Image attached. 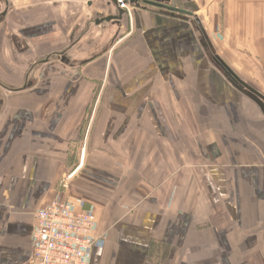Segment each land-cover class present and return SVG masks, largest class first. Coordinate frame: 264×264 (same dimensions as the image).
Returning <instances> with one entry per match:
<instances>
[{"label":"crops","instance_id":"0c3cea01","mask_svg":"<svg viewBox=\"0 0 264 264\" xmlns=\"http://www.w3.org/2000/svg\"><path fill=\"white\" fill-rule=\"evenodd\" d=\"M7 2L0 264H36L35 214L56 197L96 216L88 264H264V114L191 21L133 8L108 53L117 25L87 24L103 0ZM170 2L264 97V0ZM64 50L73 65L41 62Z\"/></svg>","mask_w":264,"mask_h":264},{"label":"built area","instance_id":"2783aa9c","mask_svg":"<svg viewBox=\"0 0 264 264\" xmlns=\"http://www.w3.org/2000/svg\"><path fill=\"white\" fill-rule=\"evenodd\" d=\"M120 7L129 11L124 0ZM96 216L75 202L56 197L35 214L31 235L32 258L36 264H88L95 235Z\"/></svg>","mask_w":264,"mask_h":264},{"label":"water","instance_id":"95a60500","mask_svg":"<svg viewBox=\"0 0 264 264\" xmlns=\"http://www.w3.org/2000/svg\"><path fill=\"white\" fill-rule=\"evenodd\" d=\"M124 3L130 6H134L136 8H147L152 11L164 13L166 15L175 16L178 18H183L186 20L191 21L193 27L195 28L196 32L199 36V41L201 42L202 46L204 47L205 51L207 52L210 60L213 62L215 67L219 69L227 80L240 92L244 93L250 99L255 101L261 108L264 114V97L253 90L250 86L242 82L233 72L232 70L226 66L213 52L210 45L206 42L205 37L201 34V31H198L196 27V22L190 18L191 12L182 8L176 7L174 5H169V0H124ZM91 2H88L90 5ZM108 4H111L115 10V13L107 14L101 17H96L88 22L94 23L95 25H100L104 22H111L115 21L114 23L118 24L122 21L124 15L126 14L125 9L120 7V3L118 0H108ZM113 43V42H112ZM56 55H52L50 57H46L45 59L41 60L43 63H49L50 65H59L61 63L65 65H73L70 61L69 57L66 54V50L55 53ZM95 56V55H94ZM51 61V62H50ZM88 61L84 60L80 62V64L86 63ZM59 63V64H58ZM32 85V81L26 82L21 88L15 90H23L29 88ZM3 97L0 93V108L3 104Z\"/></svg>","mask_w":264,"mask_h":264},{"label":"rangeland","instance_id":"374dc122","mask_svg":"<svg viewBox=\"0 0 264 264\" xmlns=\"http://www.w3.org/2000/svg\"><path fill=\"white\" fill-rule=\"evenodd\" d=\"M104 5V9L105 8H108V11H106V13H111L112 11L115 12L113 6L111 4H108V0H103V3ZM169 5H173L170 0H169ZM128 8H129V11L126 12V14L124 15V18H123V21H122V25L120 26H116L115 27V32L112 34L111 37H113L112 41L110 39L107 40V43H105L103 46H102V50L104 51H107L108 53L112 50V48H114L115 46V43L123 36L126 35L127 31H131L132 30V25H133V20H132V17H131V13H132V10L133 8H136L134 6H130L128 5ZM106 10V9H105ZM103 14H105V11H103ZM92 18L89 19V21H91ZM105 23V22H104ZM88 24V23H87ZM93 24V23H92ZM103 24V23H102ZM112 24L116 25V23L112 22ZM108 25H105V26H102L103 28L104 27H107ZM94 30V29H92ZM94 32L92 31V33L90 34H93ZM89 36V35H88ZM109 34H104L103 35V40L109 38L108 37ZM113 42V43H112ZM94 99V97H93Z\"/></svg>","mask_w":264,"mask_h":264},{"label":"flooded vegetation","instance_id":"af4514ba","mask_svg":"<svg viewBox=\"0 0 264 264\" xmlns=\"http://www.w3.org/2000/svg\"><path fill=\"white\" fill-rule=\"evenodd\" d=\"M4 2V7H3V9H1L0 10V18H2V17H4L6 14H7V12H8V10H9V5H8V2H7V0H4L3 1ZM91 2V1H90ZM91 4H92V2H91ZM90 4V5H91ZM88 5V4H87ZM90 5H88V6H90ZM108 14H111V13H108ZM107 15V14H106ZM101 16H104V15H101ZM101 16H96V17H101ZM96 17H93L92 19H94V18H96ZM111 22H115V21H111ZM121 23H122V21L119 23V25L118 24H116L117 26H120L121 25ZM74 41H73V43H75L76 41H77V39H73ZM67 51V50H66ZM52 55H56L55 53H53V54H50L48 57H50V56H52ZM28 81H30V80H28ZM27 81V82H28Z\"/></svg>","mask_w":264,"mask_h":264}]
</instances>
